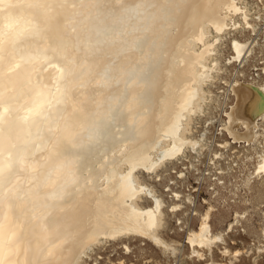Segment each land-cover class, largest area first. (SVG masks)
I'll list each match as a JSON object with an SVG mask.
<instances>
[{"label":"bare ground","instance_id":"obj_1","mask_svg":"<svg viewBox=\"0 0 264 264\" xmlns=\"http://www.w3.org/2000/svg\"><path fill=\"white\" fill-rule=\"evenodd\" d=\"M239 29L256 31L246 0H0V264H83L130 238L175 253L161 233L191 198L170 183L168 204L143 175L160 181L167 163L203 145L193 124L225 70L220 43ZM249 45L233 38L228 64L247 60ZM222 83L234 101L219 146L256 144L264 83ZM204 202L186 231L191 253L204 259L221 243L236 259L226 247L234 223L216 233Z\"/></svg>","mask_w":264,"mask_h":264},{"label":"rangeland","instance_id":"obj_2","mask_svg":"<svg viewBox=\"0 0 264 264\" xmlns=\"http://www.w3.org/2000/svg\"><path fill=\"white\" fill-rule=\"evenodd\" d=\"M246 1L251 23L255 24L256 31L253 33L249 29H239L238 32L232 31V34L225 35L221 41L220 48L223 54L220 61L227 71L224 70L220 80L218 79L217 83L211 87L213 96L206 107V114L200 115L193 124V138L197 139L200 144L204 143L200 148L198 147L199 149L197 148L198 150L196 149L197 151L190 148L187 153L188 156L181 157L182 160H189L190 155L201 152L199 153L200 162H203L205 167L210 161L218 165L217 168H220L218 170L220 180L223 184L219 185L215 191H212L209 183L211 179H206L201 188L202 192L198 196L191 189V186L196 187L194 184L196 177L190 176L187 180L185 178L179 180L181 168L177 161L167 163L166 166L158 171L159 175H161L160 181H157L155 177L150 179L149 174L145 172L143 179L147 183L154 185L156 190L165 197L168 204L173 199L170 196V192L168 193L164 189L170 183V187L174 191L182 192L184 196L187 194L191 195V201L184 203L185 208L183 211L177 212L178 216H174L172 213H169V216L167 215L166 229L162 230L161 233L165 240L175 243L176 252L164 251L160 245L158 247V245L147 239H122L117 242H107L104 243L105 245L97 247L94 252L90 253V257L85 259L86 263L83 264H120L121 262L125 264H212V260L215 264H264V232L262 233L264 231V177L260 179L252 176L254 164L259 156L257 154H262L264 151V121L260 123V136L257 138L256 144L250 146H245L244 144L232 145L229 149L219 146L228 140L227 134L222 131L224 127L222 123H225V113L234 101V97L223 92L222 83L229 79L235 71L233 69L234 64H228L227 61L233 53L231 47L232 39L237 37L240 40L249 41V47L253 48V52L247 60L252 64L260 61L264 62V3H261L260 0ZM236 20L239 23H243L240 15L236 17ZM252 43L253 45H251ZM242 59H245V56H242L239 64ZM219 128L222 131L221 133ZM257 142L259 143L257 144ZM246 149L247 151H245ZM257 150L259 151L258 153ZM241 152L242 155L240 154ZM249 154L251 157H249ZM191 160L193 161L194 158L191 157ZM241 161L242 163H240ZM200 162L194 161L196 165ZM233 164L235 168H231ZM215 170L217 169L213 171ZM249 177L252 178L250 184L247 185ZM173 183H176L177 186H174L175 184L173 185ZM204 200L214 206L215 211L211 222L216 233L225 231L230 223H234L233 228L226 235V247L231 251L240 250L241 253L236 259H234L235 257L221 254L225 246L221 243L213 248L214 254L212 253V256L207 254L204 259L193 256L191 253L192 249L186 244V231L180 230L179 219L181 218L183 222L185 218H189V230L197 228L199 213H203L208 207ZM191 202H194V204L191 205ZM146 204H150V202L146 201ZM194 211L195 213H193ZM237 213L242 217L240 216L236 219ZM126 244L130 247L129 253L124 249Z\"/></svg>","mask_w":264,"mask_h":264},{"label":"built area","instance_id":"obj_3","mask_svg":"<svg viewBox=\"0 0 264 264\" xmlns=\"http://www.w3.org/2000/svg\"><path fill=\"white\" fill-rule=\"evenodd\" d=\"M234 65H233V69L235 71L233 72V75L228 79L230 83H233L234 81H237V80L242 81V82L248 81V82H253V83H264V70L262 69V67L264 66L263 61L252 64L250 61L244 60L242 63L239 64V62H236ZM223 90L224 92H227L231 97H234L230 87L224 86L223 84ZM224 126H225V123H224ZM222 131H225L224 127ZM191 157L194 158L193 161L191 160ZM194 161H197V162L201 161L199 153H193V155L189 156V160H181L179 162V165L181 168L179 180H182L183 178L187 180L189 179L190 176L194 178L196 177V181H194V184L196 185V187L191 186L193 193H196L198 194V196H200L202 192L201 188L203 187V183L206 179H211V182L209 183L211 185L212 191H215L216 189H218L219 185L223 184L222 181L220 180V173L218 171L220 170V168H217L218 165H216L213 161L208 162L206 164L207 167L203 165L204 164L203 162H200L198 163V165H196ZM213 168L217 170L213 171L214 170ZM231 168H235V165L233 164ZM173 185L177 186L176 183H173ZM193 204L194 202H191V205ZM193 213H195V211ZM188 219L189 218H185V220L182 223H178V225L181 226L180 230L185 232L190 228Z\"/></svg>","mask_w":264,"mask_h":264}]
</instances>
